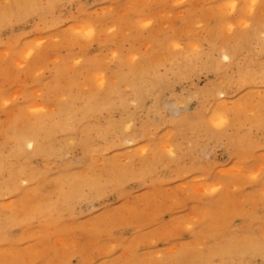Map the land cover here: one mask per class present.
Instances as JSON below:
<instances>
[{"label": "rangeland", "instance_id": "rangeland-1", "mask_svg": "<svg viewBox=\"0 0 264 264\" xmlns=\"http://www.w3.org/2000/svg\"><path fill=\"white\" fill-rule=\"evenodd\" d=\"M262 5L0 0V264H264Z\"/></svg>", "mask_w": 264, "mask_h": 264}, {"label": "bare ground", "instance_id": "bare-ground-1", "mask_svg": "<svg viewBox=\"0 0 264 264\" xmlns=\"http://www.w3.org/2000/svg\"><path fill=\"white\" fill-rule=\"evenodd\" d=\"M185 1H186V0H185ZM181 3H182V2H181ZM187 3H188V2H187ZM259 3H260V2H259ZM54 4H55V3H54ZM199 4H200V3H199ZM221 4L223 5V3H221ZM200 5H201V4H200ZM202 5H203V4H202ZM202 5H201V6H202ZM217 5H219V4H217ZM255 5H256V4H255ZM134 6H135V5H133V8H134ZM245 6H246V5H245ZM262 6H264V5H262ZM262 6H261V7H262ZM202 8H203V7H202ZM228 8H229V7H228ZM110 9H111V8H110ZM190 9H191V8H190ZM203 9H204V8H203ZM253 9H254V8H253ZM90 10H91V9H90ZM130 10H131V8H130ZM186 10H187V9H186ZM191 10H192V9H191ZM219 10H220V9H219ZM228 10H229V9H228ZM228 10H227V11H228ZM126 11H127V10H126ZM220 11H221V10H220ZM222 11H223V10H222ZM227 11H226V12H227ZM233 11H234V10H233ZM233 11H232V12H233ZM253 11H254V10H253ZM256 11H257V10H256ZM77 12H78V11H77ZM234 12H235V11H234ZM125 13L127 14L128 12H125ZM125 13H124V14H125ZM197 13H198V12H197ZM219 13H220V12H219ZM223 13H224V12H223ZM83 14H84V13H83ZM89 14H90V13H89ZM104 14H105V13H104ZM111 14H112V13H111ZM126 14H125V16H126ZM186 14H187V13H186ZM190 14H191V12H190ZM204 14H205V13H204ZM221 14H222V13H221ZM239 14H240V13H239ZM244 14H245V13H244ZM219 15H220V14H219ZM226 15H227V14H226ZM54 16H55V15H54ZM93 16H94V15H93ZM122 16L125 17L124 15H122ZM208 16H209V15H208ZM210 16H211V15H210ZM220 16H221V15H220ZM222 16H223V14H222ZM224 16H225V15H224ZM241 16H242V15H241ZM96 17H97V16H96ZM239 17H240V16H239ZM251 17H252V16H251ZM98 18H99V17H98ZM162 18H163V16H162ZM212 18H213V17H212ZM212 18H211V19H212ZM80 19H81V18H80ZM125 19H126V18H125ZM135 19H136V18H135ZM190 19H191V18H190ZM247 19H248V18H247ZM251 19H253V18H251ZM12 20H13V19H12ZM86 20H88V19H86ZM138 20H140V19L138 18ZM143 20H144V19H143ZM150 20H151V19H150ZM227 20H228V19H227ZM10 21H11V20H10ZM74 21H75V20H74ZM141 21H142V20H141ZM85 22H86V21H85ZM90 22H91V21H90ZM126 22H127V20H126ZM139 22H140V21H139ZM181 22H182V21H181ZM189 22H190V20H189ZM201 22H202V21H201ZM204 22H205V21H204ZM47 23H48V22H47ZM51 23H52V22H51ZM51 23H50V24H51ZM83 23H84V22H83ZM121 23H122V22H121ZM151 23H153V21H152ZM190 23H191V22H190ZM192 23H193V21H192ZM222 23H223V22H222ZM228 23H229V22H228ZM230 23H232L231 20H230ZM236 23H237V22H236ZM80 24H81V23H80ZM149 24H150V23H149ZM170 24H171V23H170ZM170 24H169V25H170ZM185 24H186V23H185ZM207 24H208V22H207ZM226 24H227V23H226ZM226 24H224V25H226ZM43 25H44V24H43ZM138 25H139V24H138ZM249 25H250V23H249ZM55 26H56V25H55ZM55 26H54V27H55ZM88 26H89V25H88ZM126 26H127V25H125V28L130 27V25L127 26V27H126ZM149 26H150V25H149ZM182 26H183V25H182ZM195 26H196V25H195ZM206 26H207V25H206ZM48 27H49V26H48ZM48 27H46V29H47ZM123 27H124V26H123ZM132 27H134L133 24H132ZM145 27H146V26H145ZM188 27H189V26H188ZM188 27H187V28H188ZM226 27H227V25H226ZM42 28H44V26H42ZM76 28H79V26L76 27ZM86 28H87V26L85 27V29H86ZM88 28H89V27H88ZM88 28H87V29H88ZM90 28H91V26H90ZM130 28H131V27H130ZM180 28H181V27H180ZM187 28H186L185 30H187ZM53 29H54V28H53ZM120 29H121V28H120ZM122 29H123V28H122ZM132 29H133V28H132ZM137 29H138V28H137ZM143 29H144V27H143ZM164 29H165V28H164ZM164 29H163V30H164ZM168 29H169V28H168ZM199 29H200V28H199ZM210 29H211V28H210ZM43 30H44V29H43ZM78 30H80V29H78ZM81 30H83V29L81 28ZM81 30H80V31H81ZM91 30H92V29H91ZM118 30H119V29H118ZM126 30H130V29H126ZM156 30H157V29H156ZM166 30H167V28H166ZM175 30H176V29H175ZM180 30H181V29H180ZM193 30H196V29H193ZM213 30H214V29H213ZM220 30H221V29H220ZM238 30H239V29H238ZM38 31H39V30H38ZM116 31H117V30H116ZM131 31L134 32L133 30H131ZM164 31H165V30H164ZM188 31H189V30H188ZM191 31H192V29H191ZM207 31H209V30H207ZM35 32H36V31H35ZM83 32H84V31H83ZM89 32H93V30H92V31H88L87 33H89ZM100 32H102V31H100ZM135 32H136V31H135ZM169 32H170V31H169ZM178 32H179V31H178ZM189 32H190V31H189ZM209 32H210V31H209ZM87 33H86V34H87ZM115 33H116V32H115ZM118 33H119V31H118ZM122 33H123V32H122ZM150 33H151V32H150ZM176 33H177V32H176ZM242 33H243V32H242ZM246 33H248V32H246ZM253 33H254V32H253ZM261 33H262V32H261ZM261 33H260V34H261ZM26 34H27V33H26ZM127 34H128V33H127ZM156 34H157V33H156ZM166 34H167V33H166ZM177 34H178V33H177ZM187 34H189V33H187ZM200 34H201V33H200ZM204 34H205V32H204ZM244 34H245V33H244ZM23 35H25V34H23ZM23 35H22V36H23ZM47 35H48V34H47ZM63 35H64V34H63ZM90 35H91V34H90ZM120 35H121V32H120ZM210 35H211V34H210ZM55 36H56V35H55ZM131 36H132V35H131ZM171 36H172V35H171ZM184 36H185V35H184ZM184 36H183V37H184ZM202 36H203V35H202ZM17 37H21V36L19 35V36H17ZM43 37H45V36H43ZM49 37H50V36H49ZM61 37H62V36H61ZM162 37H163V36H162ZM178 37H180V36L178 35ZM230 37H231V36H230ZM32 38H34V37H32ZM57 38H58V37H57ZM114 38H116V37H114ZM127 38H128V37H127ZM131 38H132V37H131ZM152 38H153V36H152ZM154 38H155V37H154ZM180 38H181V37H180ZM196 38H198V37H196ZM231 38H232V37H231ZM231 38H230V39H231ZM248 38H249V37H248ZM248 38H247V39H248ZM257 38H258V36H257ZM18 39H19V38H18ZM39 39H40V38H39ZM48 39H49V38H48ZM71 39H72V38H71ZM78 39H79V38H77V40H78ZM122 39H123V38H122ZM144 39H145V38H144ZM155 39H156V38H155ZM239 39H240V38H239ZM242 39H243V38H242ZM11 40H12V39H11ZM15 40L18 41L17 39H15ZM31 40H32V39H31ZM35 40H37V39H35ZM69 40H70V38H69ZM72 40H73V39H72ZM72 40H71V43L74 42V41L72 42ZM176 40H177V39H176ZM232 40H233V38H232ZM235 40H236V39H235ZM245 40H246V39H243L244 42H245ZM256 40H257V39H256ZM262 40H264V39H262ZM9 41H10V40H9ZM46 41H47V39H46ZM61 41H62V40H61ZM79 41H80V40H79ZM161 41H162V40H161ZM207 41H208V39H207ZM33 42H34V41H33ZM59 42H60V41H59ZM122 42H123V41H122ZM178 42H179V41H178ZM187 42L189 43V40H187ZM213 42H214V41H213ZM238 42H239V41H238ZM6 43H7V41H6ZM13 43H14V42H13ZM15 43H16V42H15ZM50 43H51V42H50ZM50 43H49V44H50ZM79 43H80V42H79ZM120 43H121V42H120ZM159 43H160V42H159ZM247 43H248V42H247ZM55 44H56V43H55ZM63 44H67V43L64 42ZM74 44H75V43H74ZM74 44H73V45H74ZM76 44H77V43H76ZM116 44H117V43H116ZM146 44H147V43H146ZM156 44H157V43H156ZM161 44H162V42H161ZM180 44H181V43H180ZM208 44H209V43H208ZM226 44H227V43H226ZM236 44H237V43H236ZM241 44H242V43H241ZM6 45H7V44H6ZM10 45H11V44H10ZM10 45H9V46H10ZM13 45H14V44H13ZM13 45H11V46H13ZM70 45H71V44H70ZM85 45H86V44H85ZM117 45H118V44H117ZM117 45H116V47H117ZM151 45H152V44H151ZM11 46H10V47H11ZM29 46H30V45H29ZM80 46H81V45H80ZM88 46H89V45H88ZM108 46H109V45H108ZM228 46H229V45H228ZM243 46H244V45H243ZM256 46H257V45H256ZM33 47H34V45H33ZM56 47H57V46H56ZM106 47H107V46H106ZM106 47H105V48H106ZM230 47H231V45H230ZM232 47H233V45H232ZM2 48H3V47H2ZM7 48H8V47H7ZM7 48H6V49H7ZM29 48H30V47H29ZM118 48H119V47H118ZM152 48H153V47H152ZM152 48L150 47V50H152ZM8 49H10V48H8ZM145 49H146V48H145ZM153 49H154V48H153ZM164 49H165V48H164ZM171 49H172V48H171ZM173 49H174V48H173ZM211 49H212V48H211ZM256 49H258V48H256ZM260 49H261V48H260ZM36 50H37V49H36ZM66 50H67V49H66ZM148 50H149V49H148ZM221 50H222V49H221ZM232 50H234V49H232ZM244 50H245V49H244ZM6 51H7V50H6ZM62 51H63V50H62ZM30 52L32 53V51H30V50L28 51V50H27V51H26V56H28V53H30ZM79 52H80V51H79ZM86 52H87V51H86ZM138 52H139V51H138ZM157 52H158V50H157ZM8 53H9V52H8ZM69 53H70V52H69ZM76 53H78V52H76ZM116 53H117V52H116ZM134 53H135V52H134ZM142 53H144V52H142ZM164 53H165V51H164ZM230 53H231V52H230ZM2 54H3V53H2ZM136 54H137V53H136ZM155 54H156V53H155ZM157 54H158V53H157ZM6 55H7V54H6ZM115 55H116V54H115ZM117 55H119V54L117 53ZM222 55H223V53H222ZM222 55H221V57H223ZM224 55H225V54H224ZM231 55H232V53H231ZM231 55L229 54V56H231ZM1 56H3V55H1ZM29 56H30V54H29ZM40 56H42V55H40ZM60 56H61V55H60ZM79 56H80V55H79ZM108 56H109V55H108ZM120 56H121V55H120ZM120 56H119V57H120ZM149 56H150V55H149ZM153 56H154V54H153ZM214 56H215V55H214ZM15 57H16V56H15ZM20 57H21V54H20ZM20 57H19V58H20ZM52 57H55V56H53V54L51 55V57L49 56V58H52ZM77 57H78V56H77ZM117 57H118V56H117ZM117 57H116V58H117ZM154 57H155V56H154ZM248 57H251V56H248ZM253 57H254V56H253ZM0 58H1V57H0ZM3 58H5V57H3ZM19 58H17V59L19 60ZM22 58H23V57H22ZM22 58H21V59H22ZM116 58H115V59H116ZM147 58H148V57H147ZM203 58H204V57H203ZM233 58H234V57H233ZM1 59H2V58H1ZM24 59H25V58H24ZM60 59H61V58H60ZM195 59H196V58H195ZM201 59H202V58H201ZM3 60H4V59H3ZM22 60H23V59H22ZM26 60H27V59H26ZM61 60H62V59H61ZM86 60H89V59L86 58ZM91 60H93V59H91ZM103 60H104V59H103ZM120 60H121V58H120ZM239 60H240V59H239ZM241 60H243V59H241ZM20 61H21V60H20ZM23 61H24V60H23ZM218 61H220V60H218ZM224 61H225V60H224ZM39 62L42 63V61H40V60H39ZM136 62H137V61H136ZM193 62H194V60H193ZM197 62H198V61H197ZM233 62H234V61H233ZM241 62H242V61H241ZM251 62H252V61H251ZM20 63H21V62H20ZM22 63H23V62H22ZM36 63L38 64V61H37ZM44 63H45V62H44ZM49 63H50V62H49ZM83 63H84V62H83ZM102 63H103V62H102ZM141 63H142V62H141ZM237 63H238V62H237ZM7 64H8V63H7ZM137 64H138V63H137ZM219 64H220V63H219ZM230 64H231V63H230ZM239 64H240V63H239ZM239 64H238V65H239ZM259 64H260V63H259ZM23 65H24V64H23ZM32 65H33V64H32ZM100 65H101V64H100ZM108 65H109V64H108ZM159 65H160V64H159ZM163 65H164V64H163ZM167 65H168V64H167ZM226 65H227V64H226ZM21 66H22V65H21ZM36 66H37V65H36ZM36 66H35V67H36ZM38 66H40V64H39ZM45 66H46V64H45ZM69 66H70V65H69ZM69 66H68V68L70 69ZM136 66H137V65H136ZM177 66H178V65H177ZM185 66H186V64H185ZM200 66H201V65H200ZM236 66H237V65H236ZM14 67H15V66H14ZM48 67H50V66H48ZM53 67H54V66H53ZM120 67H121V66H120ZM137 67H138V66H137ZM164 67H165V66H164ZM230 67H231V66H230ZM0 68H1V67H0ZM10 68H12V67H10ZM25 68H26V67H25ZM32 68L34 69V66H33ZM121 68H122V67H121ZM133 68H134V67H133ZM158 68H159V67H158ZM173 68H175V67H173ZM228 68H229V66H228ZM254 68H255V67H254ZM22 69H24V68H22ZM22 69H21V70H22ZM33 69H32V70H33ZM59 69H60V68H59ZM66 69H67V68H65V69H63V70H66ZM117 69H118V68H117ZM135 69H136V68H135ZM17 70H18V69H17ZM25 70H26V69H25ZM28 70H29V69H28ZM34 70H35V69H34ZM38 70H41V69H38ZM70 70H71V69H70ZM97 70H98V69H97ZM120 70H121V69H120ZM228 70H229V69H228ZM236 70H237V69H236ZM0 71H1V70H0ZM35 71H36V70H35ZM35 71H34V72H35ZM162 71H163V69H162ZM226 71H227V70H226ZM13 72H15V70H13ZM18 72H19V70H18ZM34 72H33V73H34ZM93 72H95V71H93ZM123 72H124V71H123ZM170 72H171V71H170ZM256 72H257V71H256ZM16 73H17V72H16ZM158 73H159V72H158ZM158 73H157V74H158ZM161 73H162V72H161ZM175 73H176V72H175ZM12 74H13V73H12ZM159 74H160V73H159ZM164 74H165V73H164ZM15 75H16V74H15ZM19 75H20V74H19ZM31 75H32V74H31ZM129 75H130V74H129ZM167 75H168V74H167ZM239 75H240V74H239ZM239 75H238V76H239ZM259 75H260V72H259ZM26 76H27V75H26ZM57 76H58V75H57ZM172 76L174 77V75H172ZM228 76H229V75H228ZM236 76H237V75H236ZM236 76H235V77H236ZM240 76H241V75H240ZM249 76H250V75H249ZM253 76H254V75H253ZM253 76H252V77H253ZM14 77H15V76H14ZM14 77H13V78H14ZM16 77H17V75H16ZM54 77H55V76H54ZM183 77H184V76H183ZM190 77H191V76H190ZM231 77H232V76H231ZM231 77H230V78H231ZM55 78H56V77H55ZM73 78H74V77H73ZM109 78H110V77H109ZM140 78H141V77H140ZM151 78H152V77H151ZM224 78H225V77H224ZM246 78H247V77H246ZM248 78H249V77H248ZM259 78H260V77H259ZM18 79H20V78H18ZM68 79H70V78H68ZM183 79H184V78H183ZM231 79H232V78H231ZM253 79H254V78H253ZM56 80H57V79H56ZM138 80H139V79H138ZM235 80H236V79H235ZM89 81H90V79H89ZM143 81H144V80H143ZM143 81H142V82H143ZM27 82H28V81H27ZM90 82H91V81H90ZM230 82H231V81H230ZM240 82H241V81H240ZM255 82H256V81H255ZM45 83H46V82H45ZM45 83H44V84H45ZM47 83H48V82H47ZM49 83H50V82H49ZM49 83H48V84H49ZM69 83H71V82H69ZM132 83H133V82H132ZM226 83H227V82H226ZM241 83H242V82H241ZM54 84H56L55 81H54ZM72 84H73V83H72ZM130 84H131V83H130ZM235 84H236V83H235ZM0 85H1V84H0ZM131 85H132V84H131ZM142 85H143V83H142ZM221 85L223 86V84H221ZM229 85H230V84H229ZM17 86H18V85H17ZM17 86H16V88H18ZM56 86H57V84L55 85V87H56ZM60 86H61V85H60ZM79 86H80V85H79ZM125 86H126V85H124V87H125ZM6 87H8V85H7ZM22 87H23V86H22ZM45 87H47V85H46ZM68 87H69V86H68ZM210 87H211V86H210ZM212 87H214V86H212ZM216 87H217V86H216ZM224 87H225V86H224ZM234 87H235V86H234ZM14 88H15V87H14ZM23 88H24V87H23ZM31 88H32V87H31ZM47 88H48V87H47ZM127 88H128V86H127ZM21 89H22V88H21ZM35 89H36V88H35ZM83 89H84V88H83ZM117 89H119V88H117ZM128 89H129V88H128ZM146 89H147V88H146ZM17 90H19V89H17ZM33 90H34V89H33ZM46 90H47V89H46ZM52 90H53V89H52ZM55 90H56V88H55ZM129 90H130V89H129ZM210 90H211V89H210ZM258 90H259V89H258ZM258 90H257V91H258ZM260 90H261V89H260ZM10 91H12V90H10ZM30 91H31V90H30ZM117 91H120V89L117 90ZM121 91H122V90H121ZM15 92H16V91H15ZM15 92H14V93H15ZM31 92H32V91H31ZM31 92H30V93H31ZM48 92H49V91H48ZM48 92H47V93H48ZM51 92H52V91H51ZM62 92H63V91H62ZM129 92H130V91H129ZM208 92H209V91H208ZM3 93H4V92H3ZM9 93H10V92H9ZM21 93H22V91H21ZM32 93H33V92H32ZM99 93H100V92H99ZM220 93H221V92H220ZM248 93H249V90H248ZM260 93H261V92H260ZM12 94H13V93H12ZM25 94H26V93H25ZM45 94H46V93H45ZM156 94H158V93H156ZM225 94H226V93H225ZM252 94H254V93H252ZM252 94H251V95H252ZM255 94H256V93H255ZM10 95H11V94H10ZM13 95H14V94H13ZM13 95H11V96H13ZM16 95L18 96V94L15 93V96H14V97L17 98ZM32 95H33V94H32ZM52 95H53V94H52ZM84 95H86V94H84ZM192 95H193V94H192ZM219 95H220V94H219ZM223 95H224V94H223ZM242 95H243V93H242ZM262 95H264V94H262ZM11 96H10V97H11ZM19 96H20V95H19ZM29 96H30V95H29ZM45 96H46V95H45ZM59 96H60V95H59ZM129 96H130V95H129ZM210 96H211V95H210ZM14 97H13V98H14ZM36 97H37V96H36ZM121 97H122V95H121ZM255 97H256V96H255ZM255 97H254V98H255ZM11 98H12V97H11ZM130 98H131V97H130ZM168 98H169V97H168ZM242 98H243V97H242ZM2 99H4V98H2ZM2 99H1V100H2ZM7 99H8V98H6V100H7ZM40 99H42V98H40ZM237 99H238V98H237ZM259 99H260V97H259ZM8 100H9V99H8ZM15 100H16V99H15ZM15 100H14V101H15ZM34 100H35V99H34ZM124 100H125V99H124ZM159 100H160V99H159ZM178 100H179V99H178ZM243 100H244V99H243ZM247 100H248V99H247ZM260 100H261V99H260ZM11 101H12V100H11ZM11 101H10V102H11ZM234 101H236V100H234ZM10 102H8V103H10ZM12 102H13V101H12ZM45 102H46V101H45ZM47 102H48V101H47ZM187 102H188V101H187ZM244 102H245V101H244ZM1 103H2V102H1ZM65 103H66V102H65ZM79 103H80V102H79ZM136 103H137V102H136ZM217 103H218V102H217ZM233 103H234V102H233ZM60 104H61V103H60ZM76 104H77V103H76ZM186 104H187V103H186ZM153 105H154V104H153ZM218 105H219V104H218ZM236 105H237V104H236ZM239 105H240V104H239ZM253 105H254V104H253ZM3 106H4V105H3ZM169 106H170V105H169ZM1 107H2V106H1ZM159 107H160V106H159ZM171 107H172V106H171ZM226 107H227V106H226ZM226 107H225V108H226ZM234 107H235V106H234ZM237 107H238V106H236V108H237ZM254 107H256V106H254ZM21 108H22V107H21ZM37 108H38V107L36 106V108H34V109H37ZM56 108H57V107H56ZM157 108H158V107H157ZM247 108H248V107H247ZM257 108H258V107H257ZM34 109H33V111H34ZM40 109H41V108L39 107L38 110H40ZM147 109H148V108H147ZM153 109H154V108H153ZM174 109L176 110V108H174ZM239 109H240V108H239ZM157 110H158V109H157ZM13 111H14V110H13ZM254 111H255V109H254ZM256 111H257V110H256ZM2 112H4V111H2ZM10 112H11V111H10ZM35 112L38 113L37 110H36ZM35 112H34V113H35ZM170 112H171V111H170ZM219 112H221V111H219ZM4 113H5V112H4ZM16 113H17V112H16ZM23 113H24V112H23ZM153 113H154V111H153ZM160 113H161V112H160ZM176 113H177V112H176ZM233 113H234V112H233ZM238 113H239V112H238ZM257 113H258V112H257ZM260 113H261V111H260ZM10 114H11V113H10ZM10 114H9V115H10ZM12 114H13V113H12ZM29 114H31V113H29ZM42 114H43V113H42ZM225 114H226V113H225ZM6 115H7V114H6ZM15 115H16V114H15ZM19 115H20V114H19V112H18V117H19ZM22 115H23V114H22ZM44 115H45V114H44ZM148 115H149V114H148ZM248 115H249V113H248ZM254 115H255V114H254ZM258 115H259V114H258ZM261 115H262V114H261ZM47 116H49V115H47ZM255 116H256V115H255ZM259 116H260V115H259ZM259 116H257V117H259ZM262 116H264V115H262ZM4 117H5V116H4ZM9 117H11V116H9ZM23 117H25V116H23ZM53 117H54V116H53ZM73 117H74V116H73ZM20 118H21V116H20ZM62 118H63V117H62ZM212 118H213V117H212ZM248 118H249V117H248ZM259 118H260V117H259ZM13 119H14V118H13ZM21 119H22V118H21ZM23 119H24V118H23ZM23 119H22V120H23ZM35 119H37L36 116H35ZM35 119H33L35 123L32 122V124H30V123L28 124V123H27V125H26V124H25L26 122H25V123L23 124L24 126L21 125V124H17V125H15L14 135H13V137H12L13 142H14V145H16L17 147H21V146H23V144H24L25 141L32 142V140H34V141L36 140V139H34V136L38 133V131H39L40 129L44 128V122H45V120H42V118L37 119V120H35ZM238 119H239V118H238ZM260 119H261V118H260ZM262 119H264V118H262ZM7 120H8V122H9V119H7ZM7 120H6L5 124H7ZM212 120H214V119H212ZM212 120H211V121H212ZM233 120H235V119H233ZM254 120H255V118H254ZM2 121H3V120H2ZM10 121L12 122L11 119H10ZM31 121H32V120H31ZM31 121H30V122H31ZM249 121H250V120H249ZM230 122H232V121H230ZM20 123H21V121H20ZM210 123H211V122H210ZM253 123H254V122H253ZM7 125H9V124H7ZM71 125H72V124H71ZM230 125H231V124H230ZM232 125H234V124H232ZM3 126H5V125H3ZM74 126H75V125H74ZM122 126H123V125H122ZM5 128H6V127H5ZM95 128H96V127H95ZM130 128H131V127H130ZM227 128H228V127H227ZM3 129H4V128H3ZM10 129H12V127H11ZM10 129H8L7 131L9 132ZM92 129H93V128H92ZM99 129H100V128H99ZM47 130H48V129H47ZM165 130L167 131V129H165ZM12 131H13V129H12ZM45 131H46V129L43 130V132H45ZM169 131H170V130H169ZM182 131H183V130H182ZM224 131H225V130H224ZM163 132H164V131H163ZM163 132H162V133H163ZM235 132H236V131H234V133H235ZM41 133H42V132H41ZM88 133H89V132H88ZM144 133H145V132H144ZM165 133H166V132H165ZM39 134H40V133H39ZM90 134H91V133H90ZM167 134H168V132H167ZM5 135H6V134H5ZM5 135H4V136H5ZM8 135H9V133H8ZM11 135H12V134H11ZM165 135H166V134H165ZM37 136H38V135H37ZM250 136H252V135H250ZM7 137H8V140L11 139V136H10V135L7 136ZM9 137H10V138H9ZM35 137H36V136H35ZM38 137H39V136H38ZM108 137H109V136H108ZM2 139H3V137H2ZM260 139H261V138H260ZM5 140H6V139H5ZM8 140H7V141H8ZM221 140H222V139H221ZM37 141H39V139H38ZM9 142H11V141H9ZM13 142H12V143H13ZM173 142H174V141H173ZM175 142H176V141H175ZM126 143H127V142H126ZM161 143H162V142H161ZM27 144H28V143H27ZM27 144H26V145H27ZM37 144H38V143H36V145H37ZM40 144H41V143H39V145H40ZM71 144H72V143H71ZM173 144H174V143H173ZM252 144H253V143H252ZM10 145H11V144H10ZM11 146H13V145H11ZM11 146H10V147H11ZM28 146H30V145H28ZM32 146H33V148H34L35 145L33 144ZM30 147H31V146H30ZM41 147H42V146H40V147L37 146V149H34V151H35V150L37 151V150H38L39 148H41ZM196 148H197V147H196ZM31 149H32V147H31ZM32 150H33V149H32ZM3 151H4V150H3ZM71 151H72V150H71ZM93 151H94V150H93ZM136 151H137V150H136ZM4 152H5V151H4ZM4 152H3V156H4ZM6 152H7V151H6ZM131 152H132V151H131ZM133 152H135V151H133ZM99 153H100V152H99ZM137 153H138V152H137ZM1 154H2V153H1ZM68 154H69V153H68ZM6 155H7V153H6ZM13 155H14V154H13ZM70 155H71V152H70ZM97 156H98V155H97ZM133 157H134V156H133ZM7 158H10V157H7ZM43 158H44V157H43ZM125 158H126V157H125ZM136 158H137V157H135V159H136ZM133 159H134V158H133ZM135 159H134V160H135ZM184 159H185V158H184ZM3 160H4V159H3ZM97 160H98V159H97ZM102 160H103V159H102ZM100 161H101V160H100ZM106 161H107V160H106ZM130 161H131V160H130ZM1 162H2V161H1ZM7 162H9V161H7ZM96 162H97V161H96ZM135 162H136V161H135ZM98 163H99V162H98ZM216 163H217V162H216ZM253 163H254V162H253ZM255 163H256V162H255ZM14 164H15V162H14ZM133 165H134V164H133ZM11 166H13V165L11 164ZM83 166H85V165H83ZM83 166H82V167H83ZM0 167H1V164H0ZM111 167H112V166H111ZM217 167H218V166H217ZM23 168H24V167H23ZM57 169H58V168H57ZM110 169H111V168H110ZM43 170H44V169H43ZM95 170H96V169H95ZM14 171H15V170H14ZM73 171H74V170H73ZM247 171H248V170H247ZM251 171H252V170H251ZM259 171H260V169H259ZM2 172H3V171H2ZM17 172H18V170H17ZM248 172H249V171H248ZM19 173H20V169H19ZM61 173H62V172H61ZM61 173H60V174H61ZM257 173H258V172H257ZM60 174H59V175H60ZM171 175H172V174H171ZM30 176H31V175H30ZM56 176H57V175H56ZM92 176H93V175H92ZM101 176H102V174H101ZM57 177H59V176H57ZM20 178H21V177H20ZM47 179H48V178H47ZM199 179H200V178H199ZM44 180H45V178H44ZM34 181H35V180H34ZM101 181H102V180H101ZM13 182H14V181H13ZM166 182H167V181H166ZM179 182H180V181H179ZM19 185H20V184H19ZM64 186H65V185H64ZM35 187H36V186H35ZM184 187H185V186H184ZM32 189L35 190V188H32ZM107 189H108V188H107ZM32 191H33V190H32ZM27 192H28V191H27ZM33 192H34V191H33ZM0 193H1V192H0ZM4 193H5V192H4ZM124 193H125V192H124ZM5 194H6V193H5ZM28 194H29V193H28ZM62 194H63V193H62ZM62 194H61V195H62ZM127 194H128V193H127ZM0 195H1V194H0ZM9 195H10V194H9ZM29 195H30V194H29ZM33 195H34V194H33ZM21 196H22V195H21ZM50 196H51V195H50ZM125 196H126V195H125ZM2 197H3V196H2ZM22 198H23V197H22ZM22 198H21V201H22ZM26 198H27V197H26ZM215 199H216V198H215ZM215 199H214V200H215ZM14 200L17 201L16 199H14ZM5 201H6V200H5ZM21 201H20V199H19V202H21ZM27 201H28V199H27ZM38 201H39V200H38ZM220 201H221V200H220ZM22 202H23V201H22ZM35 203H36V202H35ZM12 204H14V203H12ZM30 204H31V203H30ZM139 204H140V203H139ZM197 204H198V203H197ZM14 205H16V204H14ZM14 205L11 206V207H13V210H12L11 212H13L14 210L16 211V209H17V208H14V207H15ZM40 205H41V204H40ZM20 206L25 207L24 205H20ZM28 206H29V205H28ZM30 206H32V205H30ZM193 206H194V205H193ZM196 207H197V206H196ZM1 208H2V207H1ZM4 208H5V207H4ZM7 208H9V207H7ZM31 208H33V206H32ZM2 209H3V208H2ZM11 209H12V208H11ZM19 209H20V208H19ZM29 209H30V208H29ZM17 211H18V210H17ZM2 212H3V211H2ZM63 213H65V212H63ZM202 214H203V213H202ZM189 215H190V214H189ZM189 215H188V216H189ZM196 216H197V215H196ZM201 217H202V216H201ZM262 218H264V217H262ZM177 219H178V218H177ZM180 219H181V218H180ZM261 220H262V219H261ZM109 223H110V222H109ZM185 224H186V223H185ZM255 225H256V224H255ZM222 226H223V225H222ZM22 227H23V226H22ZM185 227H186V226H185ZM234 227H235V226H234ZM187 229H188V228H187ZM197 229H198V228H197ZM36 231H37V230H36ZM28 233H29V232H28ZM91 233H92V232H91ZM30 235H31V234H30ZM38 235H39V234H38ZM57 235H58V234H57ZM102 235L104 236V234H102ZM241 235H242V234H241ZM103 236H102V237H103ZM189 237H190V236H189ZM239 237H240V236H239ZM162 241H163V240H162ZM232 241H233V240H232ZM181 243H182V242H181ZM207 244H208V243H207ZM210 244H211V243H210ZM235 245H236V244H235ZM170 246H171V245H170ZM8 247H10V246H8ZM137 247H138V244H137ZM167 247H168V245H167ZM13 248H14V247H13ZM13 248H12V249H13ZM25 248H26V245H25ZM164 248H165V247H164ZM6 249H7V247H6ZM172 249H173V248H172ZM229 249H230V248H229ZM2 250H3V249H2ZM142 250H143V249H142ZM139 251H140V250H139ZM169 251H170V250H169ZM212 251H213V250H212ZM0 252H1V251H0ZM77 252H78V250H77ZM156 252H157V251H156ZM167 253H168V252H167ZM4 254H5V253H4ZM151 254H152V253H151ZM232 254H233V253H232ZM258 255H259V254H258ZM4 258H5V257H4ZM14 258H15V257H14ZM16 258H17V257H16ZM124 258H126V257H124ZM124 258H123V259H124ZM121 259H122V256H121ZM68 260H69V258H68ZM243 261H244V259H243ZM34 262H35V261H34ZM68 262H69V261H68ZM106 262H107V261H106ZM259 263H260V262H259ZM103 264H104V263H103ZM106 264H107V263H106Z\"/></svg>", "mask_w": 264, "mask_h": 264}]
</instances>
